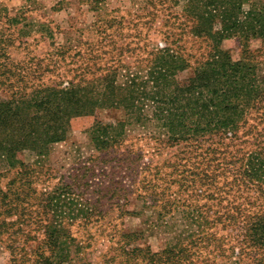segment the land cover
<instances>
[{"label": "trees", "instance_id": "16d2710c", "mask_svg": "<svg viewBox=\"0 0 264 264\" xmlns=\"http://www.w3.org/2000/svg\"><path fill=\"white\" fill-rule=\"evenodd\" d=\"M145 2L170 10L163 24L169 27L164 32L165 46L149 52L145 76L120 81L118 68L111 64L115 48L107 49L116 43L114 36L101 26L102 40L86 43L93 46L88 58L93 63L74 66L61 59L75 73L66 86L57 73V61L42 65L41 60L12 59L10 38L0 40V167L14 175L6 189L0 187V241L7 242L14 264H82L85 247L70 227L77 222L87 224L97 215L95 206L67 198L69 186L39 192L23 154L46 157L53 145L67 140L74 118L94 116L108 108L123 110L124 120L115 124L95 121L89 135L101 152L118 149L125 141L126 126L147 118L143 107H150L152 119L165 131L171 146L212 141L206 150L204 184L211 189L222 183L224 211L207 225L210 230L218 225L222 231L230 229L237 241L229 245L230 235L217 240L218 232L211 231L206 245L197 239L153 251L151 246H132L141 239L140 232L123 231L118 249L125 258L121 264H202L207 259L202 252H213V241L212 247L222 256L229 252L228 258H251L264 264V0ZM172 28L179 33L174 34ZM185 35L206 44L205 59H196L199 64L194 68V57L179 45ZM107 38L112 40L104 43ZM230 40L239 43L237 58L224 47ZM190 68L193 76L179 79ZM48 73L57 76L53 84L45 82ZM29 215V233L42 231V244L31 258H18L15 240L24 232L22 219L28 220L25 216ZM15 216L18 220L10 221Z\"/></svg>", "mask_w": 264, "mask_h": 264}, {"label": "rangeland", "instance_id": "374dc122", "mask_svg": "<svg viewBox=\"0 0 264 264\" xmlns=\"http://www.w3.org/2000/svg\"><path fill=\"white\" fill-rule=\"evenodd\" d=\"M169 11L160 5L155 8L145 0H0V40L10 38L7 44L12 59L41 60L42 65L57 61V66L60 65L57 73L64 77L66 86L75 73L61 59H67L66 65L69 61L74 66L81 62L93 63L88 59L93 46L88 44L102 40L98 33L101 26L114 36L116 43L107 49L115 48L111 64L118 68L120 81H125L129 76H145L149 52L165 46L164 32L169 27L163 24ZM172 29L174 34L179 33L177 28ZM112 39L107 38L104 43ZM179 45L183 52L194 57L193 68L205 59L202 55L206 53V44L202 41L185 35ZM224 47L235 58L239 56L238 41H226ZM196 59L199 61L195 62ZM91 76L90 72L86 74L88 79ZM191 76V68L178 75L181 80ZM44 78L47 84H53L57 76L48 73ZM143 108L147 118L126 126L125 141L118 149L101 152L89 135L95 121L115 124L124 120L123 110L108 108L100 109L94 116L74 118L67 140L53 145L46 157H37L31 152L23 154L24 161L30 165L29 177L34 179L39 192L69 186V200L97 208L92 221L73 223L70 227L72 235L85 247L82 264H108V261L121 264L125 258L118 249L123 231L140 232L141 239L132 246H151L153 251L186 245L197 239L206 245L211 231L218 232L217 240L230 235L229 245L237 241L230 229L222 231V225H218L210 230L207 225L208 220H217L224 211L220 202L224 196L222 183L211 189L204 184L206 150L212 141L171 146L167 144L165 131L152 119L150 107ZM5 169L0 167L3 189L14 178ZM193 179L195 183L190 182ZM68 215L72 217L70 211ZM25 217L28 220L22 219L24 232L15 240L18 258L34 256L43 239L42 231L29 233L32 217ZM17 220L16 216L10 218V221ZM213 243V252H202V257L207 258L202 264H260L251 258H228L229 252L222 256L213 248ZM6 245L7 242L0 241V264H14Z\"/></svg>", "mask_w": 264, "mask_h": 264}]
</instances>
